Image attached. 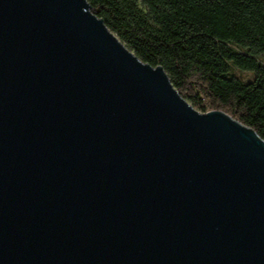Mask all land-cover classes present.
Returning a JSON list of instances; mask_svg holds the SVG:
<instances>
[{
    "label": "water",
    "instance_id": "95a60500",
    "mask_svg": "<svg viewBox=\"0 0 264 264\" xmlns=\"http://www.w3.org/2000/svg\"><path fill=\"white\" fill-rule=\"evenodd\" d=\"M0 264H264V139L88 0H0Z\"/></svg>",
    "mask_w": 264,
    "mask_h": 264
},
{
    "label": "trees",
    "instance_id": "16d2710c",
    "mask_svg": "<svg viewBox=\"0 0 264 264\" xmlns=\"http://www.w3.org/2000/svg\"><path fill=\"white\" fill-rule=\"evenodd\" d=\"M88 1L143 61L163 66L183 97L264 139V0Z\"/></svg>",
    "mask_w": 264,
    "mask_h": 264
},
{
    "label": "rangeland",
    "instance_id": "374dc122",
    "mask_svg": "<svg viewBox=\"0 0 264 264\" xmlns=\"http://www.w3.org/2000/svg\"><path fill=\"white\" fill-rule=\"evenodd\" d=\"M261 59L264 61V53L261 54ZM234 73L237 74L238 76L244 77L246 79H253L255 76V73L253 71H247V70H240L238 68H234ZM187 101L198 111L200 112H204V109L202 108V106L196 104L195 102H193L192 100L186 98Z\"/></svg>",
    "mask_w": 264,
    "mask_h": 264
}]
</instances>
